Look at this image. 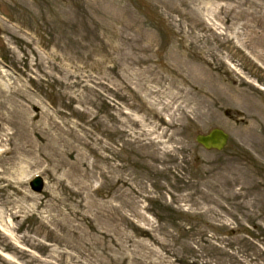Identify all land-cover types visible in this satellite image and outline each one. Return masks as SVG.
<instances>
[{
    "label": "rangeland",
    "instance_id": "obj_1",
    "mask_svg": "<svg viewBox=\"0 0 264 264\" xmlns=\"http://www.w3.org/2000/svg\"><path fill=\"white\" fill-rule=\"evenodd\" d=\"M0 264H264V0H0Z\"/></svg>",
    "mask_w": 264,
    "mask_h": 264
},
{
    "label": "water",
    "instance_id": "obj_2",
    "mask_svg": "<svg viewBox=\"0 0 264 264\" xmlns=\"http://www.w3.org/2000/svg\"><path fill=\"white\" fill-rule=\"evenodd\" d=\"M227 136L219 130H213L208 136H199L197 142L206 149L221 150L225 145ZM42 188L40 180H36L32 183V189L34 191H40Z\"/></svg>",
    "mask_w": 264,
    "mask_h": 264
},
{
    "label": "bare ground",
    "instance_id": "obj_3",
    "mask_svg": "<svg viewBox=\"0 0 264 264\" xmlns=\"http://www.w3.org/2000/svg\"><path fill=\"white\" fill-rule=\"evenodd\" d=\"M249 14V13H248ZM251 16H254L253 14H250ZM254 35H258L257 33H255L254 32ZM251 37H252V35H251ZM197 93L198 94H200L201 92H202V89L200 88V87H198L197 88ZM179 92H181V90L179 91ZM181 117H179V118H176L175 120L174 119H169V121H168V123H167V126L168 127H181L182 126V123H183V119H184V113H183V111L179 114ZM141 123H142V121H140ZM163 133H164V131L161 133V135H159V136H157L156 137V139H155V141H152V142H148V143H146V144H148V145H146V146H148L149 147V144H151L152 146L153 145H155V147H157V146H159V145H162L161 144V137L163 136ZM142 142V141H141ZM18 215V213L16 214V213H14V214H12V216H17Z\"/></svg>",
    "mask_w": 264,
    "mask_h": 264
}]
</instances>
